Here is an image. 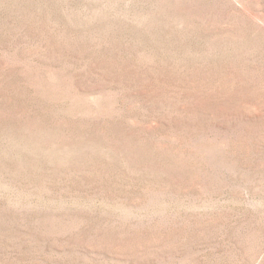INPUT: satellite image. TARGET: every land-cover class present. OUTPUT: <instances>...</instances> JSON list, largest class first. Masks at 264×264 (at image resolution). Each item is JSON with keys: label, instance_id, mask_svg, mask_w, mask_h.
Returning a JSON list of instances; mask_svg holds the SVG:
<instances>
[{"label": "rangeland", "instance_id": "rangeland-1", "mask_svg": "<svg viewBox=\"0 0 264 264\" xmlns=\"http://www.w3.org/2000/svg\"><path fill=\"white\" fill-rule=\"evenodd\" d=\"M0 264H264V0H0Z\"/></svg>", "mask_w": 264, "mask_h": 264}]
</instances>
